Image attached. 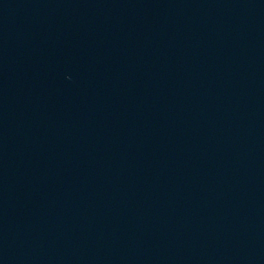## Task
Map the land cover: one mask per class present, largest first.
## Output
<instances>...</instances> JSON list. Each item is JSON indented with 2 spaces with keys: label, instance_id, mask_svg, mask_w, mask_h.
<instances>
[{
  "label": "water",
  "instance_id": "water-1",
  "mask_svg": "<svg viewBox=\"0 0 264 264\" xmlns=\"http://www.w3.org/2000/svg\"><path fill=\"white\" fill-rule=\"evenodd\" d=\"M0 264H264V0H0Z\"/></svg>",
  "mask_w": 264,
  "mask_h": 264
}]
</instances>
